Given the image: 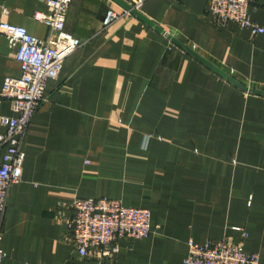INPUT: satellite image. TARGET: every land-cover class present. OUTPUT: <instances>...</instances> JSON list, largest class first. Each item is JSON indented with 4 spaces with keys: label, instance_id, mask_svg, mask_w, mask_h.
Listing matches in <instances>:
<instances>
[{
    "label": "crops",
    "instance_id": "1",
    "mask_svg": "<svg viewBox=\"0 0 264 264\" xmlns=\"http://www.w3.org/2000/svg\"><path fill=\"white\" fill-rule=\"evenodd\" d=\"M119 7H69L66 31L84 44L48 81L24 136L0 264H185L190 239L227 237L264 264V34L218 25L207 0H146L105 27ZM47 10V0H0V23L45 39L36 14ZM249 15L263 26L264 0ZM14 54L0 34V91L21 75ZM12 114L0 98V117ZM99 197L150 209L152 234L121 240L114 258L80 255L70 206Z\"/></svg>",
    "mask_w": 264,
    "mask_h": 264
},
{
    "label": "built area",
    "instance_id": "2",
    "mask_svg": "<svg viewBox=\"0 0 264 264\" xmlns=\"http://www.w3.org/2000/svg\"><path fill=\"white\" fill-rule=\"evenodd\" d=\"M73 0H47L48 10L38 12L36 19L49 28L45 39L31 34L26 27L1 22L0 34L14 49L21 65L19 77H6L0 98L10 102L12 115L0 117L5 129L0 133V241L2 227L12 187L22 180L25 153L22 145L37 109L47 100L48 81L58 79L67 57L80 48L84 41L66 31V19ZM131 9H109L104 26L133 16L141 11L146 0H124ZM215 22L226 26L235 22L251 28L254 34H264V25L252 22L249 8L253 0H207ZM68 229L76 251L84 257L114 258L123 239L140 240L153 232L152 213L148 208L127 207L121 200L108 197L77 198L70 206ZM243 238L248 232L235 227ZM6 253L0 246V261ZM185 264H261L258 253L247 252L242 242L232 238L209 239L205 243L188 241Z\"/></svg>",
    "mask_w": 264,
    "mask_h": 264
},
{
    "label": "water",
    "instance_id": "3",
    "mask_svg": "<svg viewBox=\"0 0 264 264\" xmlns=\"http://www.w3.org/2000/svg\"><path fill=\"white\" fill-rule=\"evenodd\" d=\"M121 7L125 8V9H131V6L126 3L124 0H115ZM132 14L133 15H139V11L136 10H132Z\"/></svg>",
    "mask_w": 264,
    "mask_h": 264
},
{
    "label": "rangeland",
    "instance_id": "4",
    "mask_svg": "<svg viewBox=\"0 0 264 264\" xmlns=\"http://www.w3.org/2000/svg\"><path fill=\"white\" fill-rule=\"evenodd\" d=\"M247 91L249 92V89Z\"/></svg>",
    "mask_w": 264,
    "mask_h": 264
}]
</instances>
